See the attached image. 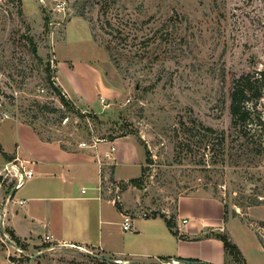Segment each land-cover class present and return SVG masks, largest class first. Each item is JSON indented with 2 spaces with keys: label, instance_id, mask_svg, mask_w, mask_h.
Wrapping results in <instances>:
<instances>
[{
  "label": "rangeland",
  "instance_id": "1",
  "mask_svg": "<svg viewBox=\"0 0 264 264\" xmlns=\"http://www.w3.org/2000/svg\"><path fill=\"white\" fill-rule=\"evenodd\" d=\"M83 62L114 89L98 108L85 109L57 83L59 63L79 70ZM259 71L264 0H0V111L67 146L132 134L148 160L129 215L172 214L181 196H211L246 264H264V137L253 122L230 126L229 91ZM255 114L264 118V99ZM199 124L223 134V144ZM5 192L2 184L0 264H10L4 235L15 242L2 222ZM46 246L10 259L128 264L92 248Z\"/></svg>",
  "mask_w": 264,
  "mask_h": 264
},
{
  "label": "crops",
  "instance_id": "2",
  "mask_svg": "<svg viewBox=\"0 0 264 264\" xmlns=\"http://www.w3.org/2000/svg\"><path fill=\"white\" fill-rule=\"evenodd\" d=\"M86 64L76 70L59 63L57 83L85 109L98 108L114 97V89L98 67ZM4 114L0 111V167L15 159L34 162L29 166L33 177L12 193L2 216L4 226L20 242L21 246H15L24 253L30 246L49 247L44 240L49 237L54 244L92 248L128 264L139 260L158 264L161 258L195 261L190 264H233L225 258L222 242L209 236L226 233L234 241L227 230L225 207L211 196H181L172 214L160 212L172 219L176 235L159 215L144 218L136 212L130 214L131 229H122L123 215L138 205L139 190L129 181L141 176L146 159L132 134L98 138L94 148L67 146L43 139L28 123ZM111 150V158L104 159V153ZM97 159L104 163L101 169ZM117 184L121 191L115 203L113 187ZM6 191L7 195L10 191ZM122 230L129 235L125 237ZM5 246L6 254L10 253ZM7 260L13 264L8 255Z\"/></svg>",
  "mask_w": 264,
  "mask_h": 264
},
{
  "label": "trees",
  "instance_id": "3",
  "mask_svg": "<svg viewBox=\"0 0 264 264\" xmlns=\"http://www.w3.org/2000/svg\"><path fill=\"white\" fill-rule=\"evenodd\" d=\"M229 98H230V104H229L230 126L235 128L237 126L240 125L245 126L246 124L253 122L260 127L262 136L264 137V118L259 116L258 114H255V111L257 109V104L259 103L260 100L264 99V71H259L253 74L246 73L240 75L237 79H234L232 88L229 91ZM62 101L63 104L67 106L68 103H66L63 99ZM191 124L192 126H194V123ZM199 126L204 131L206 136L211 137V140L215 139L216 141L218 140L219 145L223 144L225 140L223 134L220 136L212 128L204 127L201 124H199ZM125 134H130V133H123L122 135ZM244 134L246 135V133ZM114 137H118V136H112V135L108 136L109 139H113ZM146 156H148L147 152H146ZM146 160L148 159L146 158ZM141 172H143V168L141 169ZM141 176L138 179L130 180L129 184H131L136 188H140ZM252 201L248 203V206L257 204L254 202L255 200ZM225 214H226V209H225ZM157 215H159L161 218L164 219L167 228L174 235H176V232L173 230L174 225L172 219L166 218L164 214L156 213V212L151 213L150 216L154 217ZM9 234L14 239V241L19 246H21L20 242L14 238L13 234L10 232ZM209 236H213L214 238H217L222 242L225 258L229 259L231 262H233V264H246L238 247L230 240V238L226 233H213ZM46 247H48V245ZM161 260L166 261L168 260V258H161ZM178 260H182L187 263L195 262L194 260L191 259H178ZM10 261L12 262L13 260L10 259ZM202 264H207V263H202Z\"/></svg>",
  "mask_w": 264,
  "mask_h": 264
},
{
  "label": "built area",
  "instance_id": "4",
  "mask_svg": "<svg viewBox=\"0 0 264 264\" xmlns=\"http://www.w3.org/2000/svg\"><path fill=\"white\" fill-rule=\"evenodd\" d=\"M4 116L6 117L5 114ZM98 142H99V139L96 138L94 135H92L90 144L81 142L79 143V147L80 148H88V147L94 148ZM112 150L104 153L103 155L104 159L109 160L111 158ZM96 162H97V166L99 167V169H101L104 165L103 161L97 159ZM33 164L34 162L30 160L15 159L14 161L5 164L3 168L0 170V186L3 184L5 185L6 189H9L10 191L7 194L6 203H8L11 200L12 193L14 191L20 189L28 180H30L33 177L34 171L29 167ZM113 188H114V193H115V197H113V201H115V203H118L119 201L118 193L121 191L120 185L117 184ZM21 203L22 202H20V204ZM150 215L151 213L149 212V214L144 213L140 217L145 218ZM183 222L185 223L186 221H183ZM131 226H132V215L125 213L123 215L122 229L124 231H129L131 229ZM44 240L45 242L49 243V247H48L49 250L54 249L56 247H67V245L65 244H60V245L54 244L49 237H45ZM3 243L7 245L8 248L10 249V253H7L9 260H10V257L12 256H15L17 259L20 258V256H26V254L19 247H16L12 240L7 239L5 235H4ZM69 247H75L80 250H83L82 246L72 245ZM12 263L19 264L18 261H14V260L12 261ZM162 264H190V263H187V262H184L178 259H168L166 261H163Z\"/></svg>",
  "mask_w": 264,
  "mask_h": 264
},
{
  "label": "water",
  "instance_id": "5",
  "mask_svg": "<svg viewBox=\"0 0 264 264\" xmlns=\"http://www.w3.org/2000/svg\"><path fill=\"white\" fill-rule=\"evenodd\" d=\"M107 261H110V262H113V260L112 259H106ZM158 264H160V263H158Z\"/></svg>",
  "mask_w": 264,
  "mask_h": 264
}]
</instances>
